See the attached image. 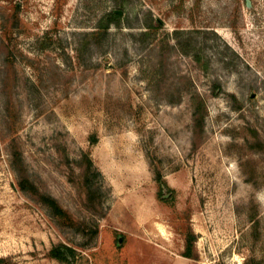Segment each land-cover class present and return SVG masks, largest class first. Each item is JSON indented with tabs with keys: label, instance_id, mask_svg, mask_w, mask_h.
I'll use <instances>...</instances> for the list:
<instances>
[{
	"label": "rangeland",
	"instance_id": "rangeland-1",
	"mask_svg": "<svg viewBox=\"0 0 264 264\" xmlns=\"http://www.w3.org/2000/svg\"><path fill=\"white\" fill-rule=\"evenodd\" d=\"M246 1L0 0L3 264H61L58 243L72 264H264V0Z\"/></svg>",
	"mask_w": 264,
	"mask_h": 264
},
{
	"label": "trees",
	"instance_id": "trees-1",
	"mask_svg": "<svg viewBox=\"0 0 264 264\" xmlns=\"http://www.w3.org/2000/svg\"><path fill=\"white\" fill-rule=\"evenodd\" d=\"M118 17H119L118 14L114 12H110L108 13V15H106L105 23L99 26V28L103 30V33L105 36H107V29L109 28V26L114 23L116 24V19H118ZM213 87H214V95H217L218 91L221 92V88L219 85L215 84ZM201 107H202V102L200 101L199 106L197 107L195 112H193V118H194L193 121L195 122V125L197 126L203 122V115L198 114L199 109ZM96 142H97L96 137L91 136L90 137L91 145L95 144ZM90 166H91V162H89V167ZM155 180L157 182V199L160 202H164L167 204L171 203L173 200L172 190L167 185L164 178L159 172H157ZM90 181L91 179L86 180L87 187L89 189H90L89 186H91V184L88 185ZM17 186L23 192H28L29 194H32V195H36L37 193L36 188L33 185V183H31L27 179L18 180ZM164 190L171 193L168 196V198H164V195H165ZM39 199H40V202L47 207L48 212L52 216L56 217L57 219H61L62 221H66V222L68 221L69 218H67L64 211L59 207V205L56 203V201L53 198H51L50 196L41 194L39 195ZM195 240H196V236L194 232L190 228H188L186 233L184 234V248L181 253V256L186 257V258H191V259L195 258L196 256V250L194 246ZM48 255L51 259H54L61 264H72L76 258L77 252L74 248L66 246L65 244H62V243H58L52 246ZM2 261L3 259L0 258V264H3Z\"/></svg>",
	"mask_w": 264,
	"mask_h": 264
},
{
	"label": "water",
	"instance_id": "water-1",
	"mask_svg": "<svg viewBox=\"0 0 264 264\" xmlns=\"http://www.w3.org/2000/svg\"><path fill=\"white\" fill-rule=\"evenodd\" d=\"M247 5L249 4L248 0L246 1ZM118 14H120L121 12H117Z\"/></svg>",
	"mask_w": 264,
	"mask_h": 264
}]
</instances>
